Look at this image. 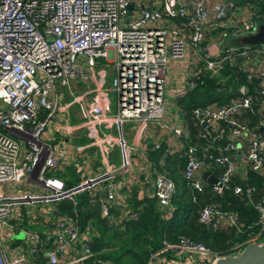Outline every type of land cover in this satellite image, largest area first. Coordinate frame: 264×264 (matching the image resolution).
<instances>
[{"label":"built area","instance_id":"1","mask_svg":"<svg viewBox=\"0 0 264 264\" xmlns=\"http://www.w3.org/2000/svg\"><path fill=\"white\" fill-rule=\"evenodd\" d=\"M254 14L253 7L247 5L227 16L222 0H0V264H34L40 251L45 264H91L90 242L96 231L91 225L80 231L66 217L55 219V205L65 199L76 204L78 194L90 191L101 196L100 215L110 224L120 223L131 213L124 209L120 216L110 215L114 204L126 208L119 192L124 181L117 183L115 178L132 169L136 153L145 157L137 142L127 143L123 125L135 123L138 139L151 132L150 124L176 139L185 132L180 126L161 121L170 59L182 60L189 53L192 66L203 61L204 68L212 72L226 60L240 59L238 65L248 79H259L256 92L264 96V42L220 48L230 33L234 37L256 33L259 25L253 20ZM177 17L178 23L170 22ZM210 28L224 29L220 40L202 45L205 30ZM81 56L90 69L98 59L112 65L115 75L111 89L117 106L111 111L108 92L98 83L89 100L73 98L79 106L81 126L90 137V145L98 147L104 168L67 186L63 179L45 175L57 166V146L41 136L46 135L45 129L54 122L56 113L70 105L61 103L58 83L70 89L74 78H87L79 66ZM188 80L172 90L173 97L188 89ZM239 92L242 96L229 104L193 110L202 126L198 135H226L223 150L231 152L223 153L218 147V154L199 156L196 147L187 149L183 176L196 191L208 183L203 173L210 170L213 174V163L223 168L219 176L213 174L217 182L211 184L218 194L228 188L233 175H244L247 169L264 170V135L252 132L237 119L244 111L253 110L254 99L246 96L244 86ZM259 108L264 112V99ZM260 124L264 131V119ZM112 127L116 137L101 130ZM154 145L157 148L160 143ZM115 146L119 148L118 164L109 159ZM150 164L144 179H152L151 195L168 217L174 182ZM233 190L236 194L243 191L239 185ZM250 193L248 188L245 194ZM28 205L35 211L26 224L22 207ZM255 208L261 214V231L248 243L264 241V197ZM39 221L46 230L36 228ZM199 221L213 228L237 224L235 213L222 212L211 204L200 210ZM15 229L24 234L17 247L12 239ZM220 257L202 243L180 236L175 241L163 239L160 248L149 253L146 264H213ZM96 264L107 263L97 260Z\"/></svg>","mask_w":264,"mask_h":264},{"label":"trees","instance_id":"2","mask_svg":"<svg viewBox=\"0 0 264 264\" xmlns=\"http://www.w3.org/2000/svg\"><path fill=\"white\" fill-rule=\"evenodd\" d=\"M222 1L226 5L227 16L232 15L240 7L251 5L255 10L253 20L258 25L264 23V0ZM179 21V17L170 20L172 23ZM223 30L222 28L205 30L202 45L220 37ZM241 38L230 33L224 38L221 49L225 50L230 46L242 47L244 44L241 43ZM239 61L240 59L236 62L226 60L216 72L205 69L203 61L193 65L188 89L172 99L185 126V132L179 137L183 149L169 153L166 144L161 142L159 147L153 145L147 150V160L149 164L151 163V168L155 166L158 171L164 172L175 185V193L170 200L172 211L168 217L163 215V207L151 194L137 199L136 188L132 192L130 190V194L127 195L126 208L117 204L110 208L112 217L120 216L124 209L131 212L118 224H110L101 217L99 203L101 196L98 193L84 191L78 194L76 204L67 199L56 203L53 212L55 219L66 217L74 221L80 231L90 225L96 231L90 242L93 253L89 261L91 264H96L97 260L107 264H146L149 253L159 249L163 239L175 241L180 236L202 243L220 256H233L261 231V214L255 208V204L264 197V170L258 172L247 169L244 175L239 173L233 175L228 188L219 194L213 190L210 183L204 185L202 191H196L183 176L188 158L187 149L190 146L196 147L199 156L204 153L218 154L219 148L223 153H231L223 150L227 143L226 135L218 137L217 132H213L209 137L198 135L202 131V126L193 115L195 108L229 104L242 96L239 88L244 86L247 89L246 96H252L255 106L252 111H244L238 115L237 119L252 132L264 135L260 124L264 119V112L259 108V102L264 96L256 92L259 88V79L255 77L248 79L247 72L238 65ZM222 169L215 163L212 164L215 177L221 174ZM142 177L144 179V176ZM151 177H154L153 173ZM236 185L241 186L242 193H234ZM248 188L251 191L250 196L245 194ZM207 204L217 206L222 212L235 213L237 224L213 228L200 222L199 212ZM132 213L135 214L131 215ZM53 226L54 224L50 225ZM34 264H45L41 251L36 254Z\"/></svg>","mask_w":264,"mask_h":264},{"label":"crops","instance_id":"3","mask_svg":"<svg viewBox=\"0 0 264 264\" xmlns=\"http://www.w3.org/2000/svg\"><path fill=\"white\" fill-rule=\"evenodd\" d=\"M219 40L220 37L214 39L211 42L215 43V41ZM221 47L222 46H220V48ZM187 58L189 60L191 58L189 53L187 54ZM78 62L80 68L83 69V72L87 74V78H74L71 82L70 89L58 83V91L62 96L61 103H70V105L66 110L58 111L56 113L55 120L53 123L48 125L49 128L47 129V133L45 135L47 142L57 146L56 155L58 157V163L57 166L49 172L51 175L63 179L65 183H71L72 185H75L81 181L82 177L85 175H97L104 168L100 161L101 153L98 147L95 145H90V137L88 136L85 127L81 126L82 121L79 106L77 102H73V98L76 96L79 98H84L85 100H89L98 83L100 87L108 92L110 97L111 111H114L117 106L116 94L111 89V83L115 75L112 65L102 59H98L93 69H90L85 64V57L82 56L79 57ZM185 64L186 63L184 61H181V66L183 68ZM100 71H103V75H100ZM189 76L190 75H186L176 79L178 86H181L183 83H185L189 79ZM109 77H111L110 82L108 81ZM110 92L115 95L114 99L110 96ZM171 97L172 101L174 97L172 95ZM172 104L175 107L177 113L180 114L173 101ZM168 121L171 123H165L169 126L175 125L182 128L185 127L183 119L182 122L178 124L176 123L175 116L173 115L168 119ZM150 128L151 132L148 134H142L139 139L135 138V123H125L122 128V135L126 139L127 143L135 144L137 142L138 150L143 151L145 154L144 157L141 152L136 153L132 160V169L129 172L118 175L115 178V182L117 183L118 181H124L121 184L124 186L119 192L120 195L123 196L125 204L127 197L125 195L130 194V190L132 192L134 188L137 189V199L142 198L146 194L149 195L152 193V180L146 182L142 177L148 167L147 150L149 147L156 143L164 142L169 153L181 151L184 147L182 143L179 142V138H174L168 131L161 130L154 124H150ZM101 130L112 134L113 137L117 136V131L113 127ZM109 159L113 164H118L120 162L118 146H115L110 151ZM36 228L42 231L46 230L44 223L40 221L36 225Z\"/></svg>","mask_w":264,"mask_h":264},{"label":"rangeland","instance_id":"4","mask_svg":"<svg viewBox=\"0 0 264 264\" xmlns=\"http://www.w3.org/2000/svg\"><path fill=\"white\" fill-rule=\"evenodd\" d=\"M181 61H184L186 64L184 66V68L181 66ZM192 63H191V59L189 60L187 57L183 58L182 60H178V59H170L169 63L167 64L166 67V87H165V111L162 117V122H169V124L171 123L170 121H168V119L173 115L175 116V120L176 123L180 124L182 122V117L180 114L177 113V111L175 110V107L172 104L171 101V92L172 90L178 86V84L176 83V79L180 78V77H184V76H188L192 73ZM169 80V83H168ZM108 81H111V77L108 78ZM110 96L114 99L115 95L110 92ZM49 127H46L45 129V134L47 133V129ZM126 128V126H125ZM42 140H46V137L43 135L41 136ZM244 171V170H243ZM45 175H51V173L49 171L45 172ZM16 188V186H14ZM13 189V188H11ZM10 189V190H11ZM35 209H33L32 206L28 205L26 207H22V213H23V217L25 222L24 223H28L27 221L29 219H31L32 217V212H34ZM24 237L23 231L20 229H15L14 234L12 235V239L14 241L13 246L17 247L18 245V241L17 239H22Z\"/></svg>","mask_w":264,"mask_h":264},{"label":"water","instance_id":"5","mask_svg":"<svg viewBox=\"0 0 264 264\" xmlns=\"http://www.w3.org/2000/svg\"><path fill=\"white\" fill-rule=\"evenodd\" d=\"M263 42L264 23L259 25L256 33L241 38V43L247 45H257ZM203 178L210 184L217 182L210 170L203 173ZM216 264H264V241L261 243H248L236 257L222 256Z\"/></svg>","mask_w":264,"mask_h":264},{"label":"bare ground","instance_id":"6","mask_svg":"<svg viewBox=\"0 0 264 264\" xmlns=\"http://www.w3.org/2000/svg\"><path fill=\"white\" fill-rule=\"evenodd\" d=\"M217 261H218V259L213 264H216Z\"/></svg>","mask_w":264,"mask_h":264}]
</instances>
